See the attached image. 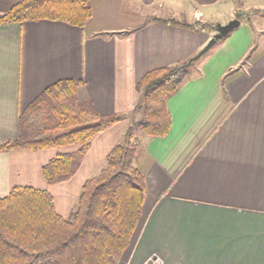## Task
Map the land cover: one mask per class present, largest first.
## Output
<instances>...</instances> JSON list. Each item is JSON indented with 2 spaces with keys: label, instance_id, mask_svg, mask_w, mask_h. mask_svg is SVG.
<instances>
[{
  "label": "crops",
  "instance_id": "crops-1",
  "mask_svg": "<svg viewBox=\"0 0 264 264\" xmlns=\"http://www.w3.org/2000/svg\"><path fill=\"white\" fill-rule=\"evenodd\" d=\"M18 2L0 0V17ZM90 9L81 28L46 20L0 25V143L17 139L19 115L63 80L81 82L77 100L101 116L126 119L98 134L73 175L52 186L42 167L78 147L0 151V198L16 187L46 191L68 217L84 182L141 119L139 80L190 60L215 34L159 21L237 19L167 99L169 133L134 134L146 196L117 264H264V0H90Z\"/></svg>",
  "mask_w": 264,
  "mask_h": 264
},
{
  "label": "trees",
  "instance_id": "trees-1",
  "mask_svg": "<svg viewBox=\"0 0 264 264\" xmlns=\"http://www.w3.org/2000/svg\"><path fill=\"white\" fill-rule=\"evenodd\" d=\"M90 18V0H19L0 17V25L46 20L81 28ZM159 22L215 32L212 24ZM188 61L152 70L139 80L141 119L126 129L104 167L84 182L68 217L56 212L46 191L16 187L0 198V264H116L130 245L146 196L145 177L134 165L140 152L134 134L163 138L169 133L166 101L191 77ZM81 85L63 80L46 88L19 115L18 138L0 143L1 152L78 147L42 167L48 186L68 180L91 141L126 119L123 114L101 116L90 102H79Z\"/></svg>",
  "mask_w": 264,
  "mask_h": 264
},
{
  "label": "water",
  "instance_id": "water-1",
  "mask_svg": "<svg viewBox=\"0 0 264 264\" xmlns=\"http://www.w3.org/2000/svg\"><path fill=\"white\" fill-rule=\"evenodd\" d=\"M240 22L237 19L231 20L225 25H216L215 26V34L212 38L207 42V44L194 56L192 57L186 64V66H190L194 61L200 59L203 55H205L216 43L225 37H227L233 30H235L239 26ZM152 258L151 260H154Z\"/></svg>",
  "mask_w": 264,
  "mask_h": 264
},
{
  "label": "rangeland",
  "instance_id": "rangeland-1",
  "mask_svg": "<svg viewBox=\"0 0 264 264\" xmlns=\"http://www.w3.org/2000/svg\"><path fill=\"white\" fill-rule=\"evenodd\" d=\"M183 23V22H182ZM200 62L201 61H199V59L197 60V61H194L193 63H192V65L189 67V72H190V75H194L195 73H196V71H197V68H198V66L200 65ZM79 89V88H78ZM133 123H131L130 125H132ZM136 134H139V133H136ZM136 136H138V135H136ZM135 137V136H134ZM133 137V142L134 143H136V144H138L137 143V140H138V138L137 137H135L134 138ZM121 257H122V254L117 258V260H116V264L118 263V261H119V259H121Z\"/></svg>",
  "mask_w": 264,
  "mask_h": 264
}]
</instances>
